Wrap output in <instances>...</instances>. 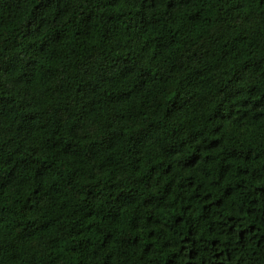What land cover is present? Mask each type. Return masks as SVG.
Wrapping results in <instances>:
<instances>
[{
    "label": "trees",
    "instance_id": "1",
    "mask_svg": "<svg viewBox=\"0 0 264 264\" xmlns=\"http://www.w3.org/2000/svg\"><path fill=\"white\" fill-rule=\"evenodd\" d=\"M0 264H264V0H0Z\"/></svg>",
    "mask_w": 264,
    "mask_h": 264
}]
</instances>
